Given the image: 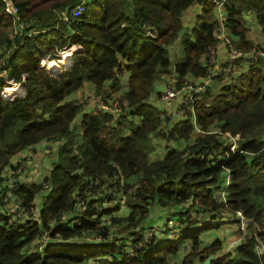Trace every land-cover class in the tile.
Instances as JSON below:
<instances>
[{"label":"trees","instance_id":"16d2710c","mask_svg":"<svg viewBox=\"0 0 264 264\" xmlns=\"http://www.w3.org/2000/svg\"><path fill=\"white\" fill-rule=\"evenodd\" d=\"M5 1L0 0V264H82L94 257L95 264H165L188 237L192 247L179 264H204L212 253L210 264H264V250L256 252L254 239L237 245L236 254L218 252V240L199 249L205 225L190 228L187 213H181L186 226L176 239L153 244V234L144 252L122 254L129 230L138 228L136 239L154 233L147 218L179 203L207 217L210 211L240 209L260 223L264 242V63L251 62L217 92L208 86L195 95L193 120L188 115L169 125L154 102L161 93L153 94L154 82L171 63L166 45L194 2L201 14L182 34L173 83L178 87L206 74L207 53L217 42L213 0H7L16 8L13 14ZM80 3L82 13L72 16ZM224 8L234 42L249 49L243 13L253 10L264 34V0H225ZM74 45L69 64L52 69L42 63ZM5 75L21 83L24 93L3 97ZM86 83L106 99L115 97L122 112L113 117L77 103L75 94ZM226 132L240 135V149L229 148ZM155 136L165 141L157 159L149 156ZM42 140L55 143L48 176L28 182L5 175L24 157L22 151ZM226 176V199L220 201L216 192ZM43 180L50 189L38 195ZM7 194L26 208L39 198V220L11 226ZM103 194L113 202L96 210ZM118 195L123 203L114 202ZM121 206L124 214L117 212ZM42 230L78 240L34 251ZM93 233L109 240L85 239Z\"/></svg>","mask_w":264,"mask_h":264},{"label":"built area","instance_id":"2783aa9c","mask_svg":"<svg viewBox=\"0 0 264 264\" xmlns=\"http://www.w3.org/2000/svg\"><path fill=\"white\" fill-rule=\"evenodd\" d=\"M215 9L217 11L216 20H217V27H216V38L217 42H221L226 51V57L224 60H220L216 53V45H213L207 53L206 63H207V72L204 76L200 77L197 81L192 80L190 78H186L183 82L176 87L174 83H170L169 86L164 88L161 91L160 95L158 96V101L162 103H171L175 101V106L173 107L172 111H165V116L169 118V125L172 124L175 120L186 118L188 115H192V120L194 119L193 110L191 107V101L195 95L203 93L208 86H210L211 81L215 79H226L228 82L231 79H234V70L239 64H247L249 65L251 62H263L264 63V46L258 43H252L249 49H240L234 42V38L231 35L229 28L226 25V12L224 10L225 0H213ZM5 9L10 13L13 14L16 11V8L7 0L5 1ZM84 9V5L82 3L78 4L71 12L72 16H78L82 13ZM72 48V47H71ZM68 50L66 55L68 56L67 60L65 57V61L62 64H68L70 61V54L72 50ZM70 50V51H69ZM65 54L63 53L60 55L63 58ZM60 57V59H61ZM227 82H224V84ZM24 88H21V92L17 94H23ZM95 104L91 106V108H96L99 110H103L112 114L113 117L118 116L122 112V106L118 102L115 97H111L106 99L103 97L101 92L95 93ZM172 112V113H171ZM167 124V126H169ZM197 132L200 130L197 128ZM228 140H226V144L229 145L230 149H235L237 146V142L241 137L240 135L231 136L228 132L224 133ZM236 143V145H235ZM52 165L47 170L46 174L43 176H48L50 174ZM14 169H12L13 171ZM42 177V178H43ZM100 180H91V184H97ZM229 179L226 178L223 180L221 187L216 192V197L220 201H224L226 199V187L228 185ZM44 188L47 192L50 189V185L48 180L42 181V186L40 187L39 194L41 193V189ZM45 192V193H46ZM44 193V194H45ZM95 193H98L96 191ZM102 194V192L100 193ZM95 197V196H93ZM99 199V198H98ZM40 199H36L32 202L31 206L28 208L20 207L18 199L13 200V203L17 206V209L13 211V218L11 221V226H16L18 222L21 220H28V219H35L39 220L38 218V209H39V202ZM107 198L99 199L96 202V210L101 209L102 207L106 206L107 204H112V201H107ZM120 203L124 202V195H118L117 199ZM77 206L82 208L84 206V200H80L77 202ZM207 208V207H206ZM210 216L208 217V223L211 221H221L223 223H238L240 222L241 225V233L238 236V239L235 241L237 245L250 240H255L254 249L258 254L263 252L264 250V242L262 241L259 232L261 231V225L258 221L254 220L252 217L246 216L242 210L237 209L235 211H228L225 209L210 211ZM246 225V226H245ZM138 228H134L128 231V234L125 238V246L124 251L122 254H126L128 256H137L138 252H144L147 250L148 246L153 241V231L147 230L141 239H136V234ZM85 239L92 241L94 243L105 242L109 240V237L103 236L98 233L87 234ZM78 238H60L59 236H51L47 230H42L40 235L36 238L35 245L33 247L34 251H42L44 248H47L51 244L55 242H72L77 241ZM230 252V251H229ZM99 257H94L91 261H87L84 264H94V260H97Z\"/></svg>","mask_w":264,"mask_h":264},{"label":"crops","instance_id":"0c3cea01","mask_svg":"<svg viewBox=\"0 0 264 264\" xmlns=\"http://www.w3.org/2000/svg\"><path fill=\"white\" fill-rule=\"evenodd\" d=\"M200 14H201V5L198 2H194L192 5H190L187 8V10L183 12L182 18H181V22L183 26L182 29L178 32L177 37L172 42L166 45L168 55L171 60V63L169 66V72L165 74H161L155 80L153 94L156 95L158 92L163 91L164 86L165 84H167V82H173L175 61L183 53V48H182V43H181L182 34L184 33L186 29H190L195 24L196 19ZM216 14H217V11L215 9V13H214L215 18H216ZM243 15H244V20H245L247 39L250 41V43H258L260 45H264V34L262 32L261 26L259 25L257 21L255 12L253 10H246L243 13ZM216 44H217L216 45L217 56L220 60H224L226 57L225 48L221 42H216ZM46 60L49 61L50 63L48 65L49 68H52V69L58 68V66H56L55 59L49 58ZM247 67L248 65L245 63L239 64L234 70L233 77L237 76L240 72L247 69ZM232 80L233 79L229 80V82ZM126 81H127V73H124L122 76L123 85H126L127 83ZM224 82H228V81L226 79L212 80L210 84V88L213 91L217 92L218 90H220ZM85 85L87 86L89 90L91 91L94 90L92 85H89L87 83ZM154 102L158 103V106L163 108L165 111H172L173 107L175 106V101H172L171 103H167V104L165 103L161 104L157 98L155 99ZM49 142L51 141H47V140L39 141L38 143L34 144L32 148H28L22 151L20 155L25 156L26 152L27 151L30 152L34 147L36 148V150L40 149L44 152ZM152 142H153V148L149 156L153 159L160 158L161 156H163L165 152V141L160 136H155L153 137ZM181 142L184 143L185 140H181ZM54 147L55 145L52 146V149ZM16 158L17 156H15V159ZM45 174L46 173H42L40 178H42ZM186 208H187L186 203L173 204L163 209L155 210L147 218L145 223L149 227H152V229L154 230L156 242L164 243L166 241H172L176 239L181 234V232H183L186 226V224H184L181 221V217H182L181 213H186V212L189 215L190 221L192 222L189 225L190 228H198L199 226L205 225V228L202 229L200 233L198 234V240H199L198 248L199 249L205 246H208L215 240L219 241L220 246H222L221 249H223L226 246V244H228L231 240H234V238L237 236L238 228L233 223L228 224V223H223L221 221H216V220L208 223L207 222L208 217L206 215H201L197 212L195 213V211L190 210L191 208L189 210H187ZM126 211H127L126 207L121 206V208L117 212L119 214H124ZM170 229H173V230H170ZM191 247H192V239L189 237L185 238L175 252L168 253L166 255L165 264H179L183 256L191 249Z\"/></svg>","mask_w":264,"mask_h":264},{"label":"rangeland","instance_id":"374dc122","mask_svg":"<svg viewBox=\"0 0 264 264\" xmlns=\"http://www.w3.org/2000/svg\"><path fill=\"white\" fill-rule=\"evenodd\" d=\"M76 46L77 45L72 46L71 50L73 51V49H75ZM68 49H70V48H68ZM63 53L65 54L63 56V58L65 57L67 60H69L68 59L69 54H68V56L66 55V53H68V50H66V49L61 50L59 55H62ZM65 58L62 59V57H61V59H60V56L58 57V59L54 58L55 59V62H56V66H58V69L60 68L61 64L64 63ZM46 59H48V58L42 59V63L45 62L46 63V66L48 67V65L50 63ZM70 59H71V54H70ZM68 64H69V62H68ZM5 77L8 80L7 81L8 82V85L5 86L4 89H3V91H2L3 97H9V96H11V95H13L15 93L21 92V88H24V86L21 83L15 82L12 79L10 80V78H8V76H6V75H5ZM170 83L171 82H167V84H165L164 88H166L167 86H169ZM95 96L96 95H95V91L94 90L91 91V90H89L87 88L86 85L85 86L83 85L77 91V93L75 95V99H76L77 103H80V104L82 103L83 104V107L85 109H90L91 106H93L95 104V99H96ZM240 140H241V138L238 141H236L237 142V146L235 148H237V149H238V145H239ZM53 145H55L54 142H49L48 145H47V147H46V150L44 152L42 150H40V149L39 150L38 149L36 150L35 147L30 152L27 151L28 153L26 152V155L23 158H20L21 160L17 164V166L15 167V169L13 171L11 169H8V172L5 173V175L7 174L9 176V178L12 179V180H21V181H24L25 180V181H28V182H30V181H39L40 179H42V178H40L41 174L42 173H46L47 170L49 169V167L52 165V162L55 160L54 150L52 149V146ZM235 145H236V143H235ZM40 152H42V153H40ZM222 182L223 181H221V183ZM45 192H46L45 189L42 188L41 189V193L44 194ZM9 198H8V194H7L6 195V198H5V204L4 205L6 207H9L10 210L14 211V210L17 209V206L14 203H12L11 202V199H9ZM8 199H9V201H8ZM114 202H118V201L116 200ZM186 209L189 210L190 208L187 207ZM231 223H233V222H231ZM233 224L236 225V227L238 228V234H237V236L234 238V240H231L228 244H226V246L223 249H221L222 246H220L218 252L235 253L236 254V252L234 250V247L236 245L235 241L238 239V236L241 233V225H240V222L233 223ZM170 230H173V229H170ZM153 244H160V243L154 241ZM90 260L92 261L93 259H90ZM96 261L97 260L94 261V264L96 263ZM82 264H84V262Z\"/></svg>","mask_w":264,"mask_h":264},{"label":"water","instance_id":"95a60500","mask_svg":"<svg viewBox=\"0 0 264 264\" xmlns=\"http://www.w3.org/2000/svg\"><path fill=\"white\" fill-rule=\"evenodd\" d=\"M130 112H132V109H130ZM238 149H240V148H238ZM213 257H214V254H213V253L210 254V255L206 258L204 264H209L210 261H211V259H212Z\"/></svg>","mask_w":264,"mask_h":264},{"label":"bare ground","instance_id":"6f19581e","mask_svg":"<svg viewBox=\"0 0 264 264\" xmlns=\"http://www.w3.org/2000/svg\"><path fill=\"white\" fill-rule=\"evenodd\" d=\"M52 62V61H51Z\"/></svg>","mask_w":264,"mask_h":264}]
</instances>
